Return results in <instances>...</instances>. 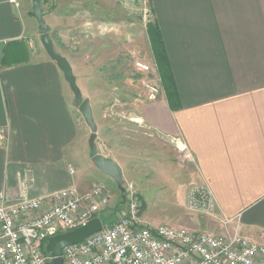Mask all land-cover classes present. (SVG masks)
I'll return each mask as SVG.
<instances>
[{"label":"crops","instance_id":"1","mask_svg":"<svg viewBox=\"0 0 264 264\" xmlns=\"http://www.w3.org/2000/svg\"><path fill=\"white\" fill-rule=\"evenodd\" d=\"M120 4L41 0L55 51L80 77L91 71L99 76L96 69H104L107 54L117 49L105 33L107 24L115 29L119 23L114 8ZM148 5L178 98L174 107L165 92L157 102L134 101V121L180 159L188 198L198 188L211 196L213 210L199 211L202 232H238L264 245V0ZM42 35L32 0L19 7L0 0V204L7 206L71 188L81 194L100 184L112 189L105 178L78 170L83 163L91 170L92 161L75 96L43 48ZM162 164L172 167L169 160Z\"/></svg>","mask_w":264,"mask_h":264},{"label":"rangeland","instance_id":"2","mask_svg":"<svg viewBox=\"0 0 264 264\" xmlns=\"http://www.w3.org/2000/svg\"><path fill=\"white\" fill-rule=\"evenodd\" d=\"M120 1L119 8H114L119 23H116L115 29L107 24L105 33L106 41H112L114 37L117 49L107 54L104 69H96V64L92 69L101 74L93 76L94 72L91 71L80 77L76 69H73L84 99L91 102L94 121L98 127L94 148L91 149V129L79 112V103L75 99V114L80 124L84 151L89 158L105 155L120 165L123 170V187L129 183L136 186L142 205L139 217L144 223L153 227L169 225L204 233L201 231L204 218L199 211L190 207L180 159L168 155V144L152 136L134 121L136 109L133 102L147 100V82L156 87L161 96L164 91L147 33L146 25L153 20L148 0ZM99 39L102 42V38ZM102 73L107 76L103 77ZM165 160L172 161V167L165 168L166 164H162ZM84 165L85 163L78 168L82 174L90 176L94 173L112 185V189L104 185L107 188L108 205L104 208L103 219L105 225L116 223L122 212L119 208L128 207L123 200L124 194L114 180L100 172L92 163H87L92 166L89 171H86ZM154 176L155 179L152 180ZM197 190L201 194L199 196H204V188Z\"/></svg>","mask_w":264,"mask_h":264},{"label":"built area","instance_id":"3","mask_svg":"<svg viewBox=\"0 0 264 264\" xmlns=\"http://www.w3.org/2000/svg\"><path fill=\"white\" fill-rule=\"evenodd\" d=\"M21 1L9 0L15 7ZM145 90L147 101L157 102L161 96L149 82ZM180 150L185 153L186 148L181 145ZM106 194L104 185H95L82 194L71 188L17 205L0 204V264H54L44 244L96 218L103 229L81 244L66 247L64 264H264V245L238 232L224 237L147 225L140 220L142 205L133 183L125 187L127 209L120 207L119 220L105 225ZM199 195L197 189L191 192L190 207L207 213L213 210L208 192Z\"/></svg>","mask_w":264,"mask_h":264},{"label":"water","instance_id":"4","mask_svg":"<svg viewBox=\"0 0 264 264\" xmlns=\"http://www.w3.org/2000/svg\"><path fill=\"white\" fill-rule=\"evenodd\" d=\"M32 3L33 15L43 32V35L41 37V44L45 49L47 55L53 62L57 64L58 68L63 73L65 81L68 83L71 91L75 96L76 101L79 103V112L84 117L88 127L91 129L92 134L90 137V148L93 149L97 137L98 127L94 121L91 102L89 99H84L83 93L77 84V78L69 61L65 57L58 54L54 49L53 43L49 37V34L47 33L48 25L44 19L41 0H32ZM91 161L100 172L115 181L119 190L123 194L125 193V188L123 187V170L116 161L103 155H94L91 158ZM123 200H125L124 196ZM102 229V221L99 218H96L83 227L50 238L45 247V251L51 255L54 264H64L62 255L63 250L66 247L81 244L85 242L88 237L100 232Z\"/></svg>","mask_w":264,"mask_h":264},{"label":"trees","instance_id":"5","mask_svg":"<svg viewBox=\"0 0 264 264\" xmlns=\"http://www.w3.org/2000/svg\"><path fill=\"white\" fill-rule=\"evenodd\" d=\"M146 27L163 90L168 102L174 107L177 102L178 94L160 29L155 21H150Z\"/></svg>","mask_w":264,"mask_h":264}]
</instances>
